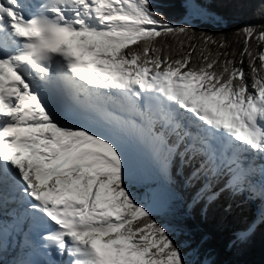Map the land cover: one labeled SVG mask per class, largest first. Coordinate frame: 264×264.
<instances>
[{"label":"snow or ice","instance_id":"obj_1","mask_svg":"<svg viewBox=\"0 0 264 264\" xmlns=\"http://www.w3.org/2000/svg\"><path fill=\"white\" fill-rule=\"evenodd\" d=\"M0 0V264H220L190 223L264 225V0Z\"/></svg>","mask_w":264,"mask_h":264},{"label":"trees","instance_id":"obj_2","mask_svg":"<svg viewBox=\"0 0 264 264\" xmlns=\"http://www.w3.org/2000/svg\"><path fill=\"white\" fill-rule=\"evenodd\" d=\"M213 10L223 14L227 20V26H210L209 30L230 32L238 22L232 9L233 0H208ZM252 220V213L249 209H241L234 217L228 220H219L209 217L202 220L196 216L190 223L197 230L207 234L209 239L206 247L216 253V259L220 264H264V225H259L251 241L238 251L228 249L227 242L231 239L232 233Z\"/></svg>","mask_w":264,"mask_h":264}]
</instances>
